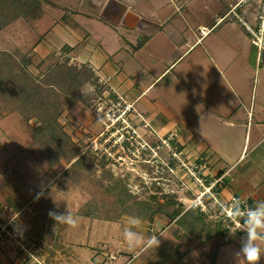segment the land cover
<instances>
[{
	"label": "crops",
	"instance_id": "obj_1",
	"mask_svg": "<svg viewBox=\"0 0 264 264\" xmlns=\"http://www.w3.org/2000/svg\"><path fill=\"white\" fill-rule=\"evenodd\" d=\"M62 1L57 12L46 0L29 14L19 0H0V51L39 61L52 52L70 63L83 58L84 66L110 75L108 86L131 105L129 115L142 128L175 131L178 150L207 160L204 177L219 179L220 199L236 196L264 207V94L249 97L247 87L243 93L242 70L262 56L236 22L217 21L230 0H84V7L77 4L81 12ZM12 114L0 116V213L3 221L17 215L16 231L0 239V264H31L17 246H35L38 217L25 208L44 194L33 186L36 173L25 170L30 120L21 115L22 126ZM255 239L235 232L204 247L214 248L210 264L220 254L226 264H250L244 250L256 246L255 264H264V240ZM143 260L134 255L125 264H148Z\"/></svg>",
	"mask_w": 264,
	"mask_h": 264
},
{
	"label": "rangeland",
	"instance_id": "obj_2",
	"mask_svg": "<svg viewBox=\"0 0 264 264\" xmlns=\"http://www.w3.org/2000/svg\"><path fill=\"white\" fill-rule=\"evenodd\" d=\"M48 1L55 4L52 10L56 12L67 4L62 0ZM71 1L73 10L81 12L83 8L77 4L81 2L84 7V0ZM28 10L37 11L36 8L35 11ZM64 10L68 9L61 11ZM15 55L19 58L16 67L25 65L34 80L14 77L9 70L14 62L9 55H0V77L3 82L11 79L6 81L5 88L0 86V116L12 112L22 126L23 117L25 121L30 120L26 122L30 141L22 152L31 167L26 165L25 170L36 173L33 186H39L44 194L34 207L25 208L38 217L34 229L35 246H32L35 256L44 264H125L135 255L152 264L160 259V255L178 251L182 254L181 264H184V258H187L186 264H210L214 248H206L204 244L222 236L223 232L215 236L213 232L217 228L223 230V224L207 214L206 210L212 213L217 210L210 207L208 196L201 192L209 188L214 179H201L202 185L196 184L186 168L171 157L166 146L156 148L159 137L167 133L158 135L149 127L142 128L130 117V111L123 116L124 121L123 118L117 121L116 116L123 108L117 110L115 95L106 85L97 82L91 67L104 74L99 68L84 66L77 60L70 63L68 57L54 52L41 61L34 57L26 61L27 58ZM51 68L57 69L48 74ZM242 70L245 73L243 93L247 87L249 97L264 94V51L262 59L256 64L250 62V66ZM35 84L45 101L52 105L59 103L58 115L53 110L30 105L24 99L26 94L20 88ZM32 96L30 102H37ZM187 155L209 166L206 159ZM190 163L191 160H185L186 166ZM138 201L162 204V207L148 219L147 209H141ZM166 202H169L168 207ZM177 204L184 210L190 206L199 208L201 215L193 227L194 232L188 233L167 217ZM49 212L59 216L60 220L54 219ZM195 216L199 217L198 214ZM69 220L77 222L78 226L70 227ZM15 228L14 224L13 233ZM126 231L134 233L140 243L134 240L129 244L125 239ZM208 233L212 238H208ZM152 236L159 241L158 247L148 246ZM5 238L8 237H0ZM219 241L212 243L216 242L214 246L220 250L224 247L218 244ZM24 258L34 264L33 257L24 254ZM218 264H226L224 254H220Z\"/></svg>",
	"mask_w": 264,
	"mask_h": 264
},
{
	"label": "built area",
	"instance_id": "obj_3",
	"mask_svg": "<svg viewBox=\"0 0 264 264\" xmlns=\"http://www.w3.org/2000/svg\"><path fill=\"white\" fill-rule=\"evenodd\" d=\"M223 19L234 21L239 26H241L249 35L250 42L257 50L258 57H261L264 51V0H234L229 4L227 11L221 17L217 18V21ZM96 80L100 84H104L108 87L109 92L116 97V107L123 108L122 111L116 116V120L123 118L126 112L134 109L130 104H126L123 98L119 96L112 88L108 86L110 81V75L100 74L94 67H91ZM142 125L147 126L146 121L141 118L138 114ZM124 121V118L122 119ZM135 132L134 130H132ZM177 134L169 132L164 136L159 137V143H157L156 148H161L166 146L170 151L171 157L177 159L181 166L185 167L188 174L193 178L194 182L198 185H202L201 179L204 180V171L208 170L206 162L200 163L197 159H190L187 154H184L181 150L173 145V141L176 140ZM133 137V136H132ZM191 160V163L186 166L185 160ZM189 163V162H188ZM167 166L168 163H165ZM168 167V166H167ZM202 170L203 173H202ZM203 175V176H202ZM206 180V179H205ZM219 179H214L213 183L209 188H205L202 195H207L209 198L210 207L216 209L217 212H211L206 210L207 214L212 218L218 219L223 224V234L224 240H227L231 234L235 232L250 233V228L252 227L248 220L251 215H260L264 219V207L253 208L248 200L240 199L236 196H231L227 200L220 199L217 190V182ZM199 205L203 206L202 203ZM200 207V206H199ZM3 209H6V207ZM16 214L11 215L7 220L3 221L1 219L0 213V237L2 235L13 238L12 226L15 224L14 218ZM256 236L264 240V228L255 229ZM19 250L27 255L28 257H33L34 264H44L41 258L35 256L34 247H28L23 243L18 244ZM34 251V252H33Z\"/></svg>",
	"mask_w": 264,
	"mask_h": 264
},
{
	"label": "trees",
	"instance_id": "obj_4",
	"mask_svg": "<svg viewBox=\"0 0 264 264\" xmlns=\"http://www.w3.org/2000/svg\"><path fill=\"white\" fill-rule=\"evenodd\" d=\"M10 1H12V0H10ZM35 2H37V3L38 2H41V4H42V3H45L46 1L45 0H42V1H40V0H30V2H29V1H23L22 0V1L18 2V4L24 10V12H26V13L28 12L29 14H32V12H29L28 9L35 11V8H36L37 9L36 13L37 12H40V9H41L40 8V5L41 4L38 5ZM26 9H27V11H26ZM1 27H2V24L0 23V28ZM6 54L9 55V59H11L14 62L13 63L14 65H11L10 68H9L10 72H12V75L14 77H17V78L23 77V79H28V77L29 78H33V77L30 76L31 74L28 72V70H26L24 68L25 65H21L20 67H16V66L19 65L18 64V59L19 58H16V55L13 56L12 54H9L7 52L0 51V55L7 56ZM20 57H23L24 58V56H20ZM23 58H21V59H23ZM26 58H27L26 61H31V57L30 56L29 57H26ZM14 59L17 61V64H16V62H15ZM0 60H2V59L0 58ZM0 63H1V61H0ZM56 69L55 68H53V69L51 68V69L48 70L47 73L50 74V73H52ZM58 77H59V75H56V78H58ZM7 80L8 81H11V79H6L3 82V79L0 77V86L1 87L4 86V88H5V83H6ZM12 80H14V79H12ZM33 80H34V78H33ZM50 85H52V84H50ZM20 89H21L22 92H24L26 94V96L24 95L25 96L24 99L27 100L28 103H30V105L31 104H34L36 107L37 106L38 107L41 106L42 108H44L45 110H48V111L49 110H53V112H55V115H58L60 113L59 103L58 104L55 103L54 105H52V104H50L48 102V100L45 101V96H44V98H42V95H40L41 93L38 90L39 87L37 86V84H35V86H29V87H24V88H20ZM8 93L9 94H12L13 91H9ZM32 94L36 97L35 100L37 102H35V103L30 102L31 97H33ZM51 106H53V107L51 109H49ZM55 121H56V118H55V120H53V122H55ZM51 127H52L51 124H49V129ZM53 130H54V132H58L54 128H53ZM137 205L141 209H147L146 210V213H148V219H151L154 214L159 213V211H160V209L162 207V204H158V203L157 204L156 203L153 204L152 202L149 203V202H143V201L142 202L141 201H138L137 202ZM154 205H156L157 208ZM166 205L168 207L169 202H166ZM176 206H177V208L176 209L175 208L172 209L169 212L168 216L167 215L166 216L170 219V221L172 223L176 224V226H179L181 228L182 227L185 228L188 231V233L194 232L193 227H195V225H197V223L199 221L198 219L200 218V215H201L199 213V211H198L199 208L197 209V208H195L193 206H190L189 208H187V209L184 210V208H183V206L181 204H177ZM195 214H198L199 217L198 216L196 217ZM221 230H222L221 228H220V230H219V228H217L216 230H214L213 236L217 235V233L222 232ZM208 236H209L208 238H212V236H211L210 233H208ZM174 254H176V255H174ZM171 256H173V257H171ZM181 256H182V254L179 253L178 251H175L172 254L171 253H168L167 255H160V259L157 260V261H154L152 264H166V263H169V261L171 262V264H181L180 263V257ZM170 258H172V259H170Z\"/></svg>",
	"mask_w": 264,
	"mask_h": 264
},
{
	"label": "clouds",
	"instance_id": "obj_5",
	"mask_svg": "<svg viewBox=\"0 0 264 264\" xmlns=\"http://www.w3.org/2000/svg\"><path fill=\"white\" fill-rule=\"evenodd\" d=\"M84 62H85L84 59L81 58L80 63L83 64ZM49 215L53 216V218L58 220V221L60 220V217L54 215L52 212H49ZM67 223L72 228H75L78 226L77 222H73L71 220L67 221ZM248 223L252 226L250 228V233H249L250 239H255L256 238L255 229L258 227L264 228V219H262L260 215L253 214V215H251L250 219L248 220ZM125 239H126V241L129 242V244H131L134 240L137 244L140 243L139 239H137L135 237V234L130 232V231L125 232ZM148 246H150V247H158L159 246V241L156 240L155 236H152L148 239ZM244 251H245L246 258L250 262V264H255V262L259 259L260 249L256 246H248L245 248Z\"/></svg>",
	"mask_w": 264,
	"mask_h": 264
}]
</instances>
